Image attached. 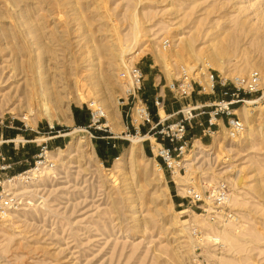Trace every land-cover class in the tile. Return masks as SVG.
Wrapping results in <instances>:
<instances>
[{"label": "rangeland", "instance_id": "1", "mask_svg": "<svg viewBox=\"0 0 264 264\" xmlns=\"http://www.w3.org/2000/svg\"><path fill=\"white\" fill-rule=\"evenodd\" d=\"M205 60L262 74L256 103L238 107L244 133L196 141L177 176L147 142L127 140L104 164L88 103L120 131L126 66L142 67L149 89L156 73L171 80ZM46 140L56 166L16 185L32 203L0 217V264H264V0H0V164L17 174ZM222 180L235 219L214 224L184 188ZM193 228L208 236L198 250Z\"/></svg>", "mask_w": 264, "mask_h": 264}, {"label": "built area", "instance_id": "2", "mask_svg": "<svg viewBox=\"0 0 264 264\" xmlns=\"http://www.w3.org/2000/svg\"><path fill=\"white\" fill-rule=\"evenodd\" d=\"M171 44L169 38L164 39L162 49L169 50ZM120 79L124 87L122 95L118 97V104L125 108L130 130L124 134V137L131 140L132 137L145 136L142 142H147L154 157L161 160L159 163L161 169L170 171L174 176L177 167L179 173L182 170L184 157L191 148H194L196 140L202 142L208 137L213 139L222 126L227 129L231 140L237 139L244 133L245 124L237 109L247 103L249 96L260 91L263 77L258 70L226 76L219 73L209 60H205L193 69L181 65L173 73L168 84V89L174 99L178 102L189 101L194 94H198L211 96L213 100L184 103L177 112L180 118L176 120H171L173 115L163 116L161 114L162 110L165 112L163 96H156L154 99L158 120L155 119L149 102L141 95L144 89L145 74L138 64L125 68L120 74ZM88 112L90 122L85 130L90 132L94 138H98L94 133H104L103 138L108 144L116 147L113 140L118 137H115L108 123L105 107L99 101L91 100L88 103ZM220 123H222L221 127ZM143 127H148L145 133L142 132ZM197 127L202 128L203 138L196 137L194 134L190 136L191 129ZM33 159L30 167L11 176L8 171L13 169V164L6 162V157L2 158L3 163L0 164L1 218H7L32 203L28 196L16 191V185H28L41 171L52 170L56 166L47 140L41 145ZM231 196V187L225 180L211 185L205 191L192 185L184 188V197L196 204L201 214L214 224H224L235 219V214L230 209ZM206 235L198 228L192 229L196 250L201 249L203 242L208 238ZM215 237H211L212 242L218 245L219 240ZM200 264L215 263L212 260H203Z\"/></svg>", "mask_w": 264, "mask_h": 264}, {"label": "crops", "instance_id": "3", "mask_svg": "<svg viewBox=\"0 0 264 264\" xmlns=\"http://www.w3.org/2000/svg\"><path fill=\"white\" fill-rule=\"evenodd\" d=\"M142 68V67H141ZM143 70V68H142ZM145 74V80H146V72L143 70ZM145 80H144V89L141 93L142 97L149 102V105L151 107L152 113L155 117L156 120H158V116L156 113V108L154 107V99L156 96H163L165 99V114L167 116L173 115L171 120H176L180 118V114H177V112L181 109L182 105L186 102L192 101V102H207V101H212L213 97L207 96V95H198L194 94L192 98L189 101H182L178 102L174 99L172 93L168 89V84L170 80L167 77H163L160 74H155L154 76V82L152 85H149V89L147 85H145ZM89 112H88V121L84 125L86 127L89 124ZM220 123V127H221ZM224 124V123H223ZM120 131H114L112 128V132L115 134V137L117 136L118 138L116 140H113V142L116 143V147H113L112 145L108 144L107 140L103 138L104 133L102 132H96L98 139L100 140L99 142L101 143V146L103 147V158H101L102 162L105 163H110L114 160H117L120 155H122L125 145L128 143L127 140L124 136L126 132H129V122L127 119H125L124 116L119 120V125H118ZM148 130V127H143L142 132L145 133ZM197 134H194L196 137L203 138L202 134V128L197 127L196 129ZM199 133V134H198ZM144 144V142H142ZM147 151L149 154H151V149L147 148ZM36 154V153H35ZM35 154L32 156V158L35 156ZM24 170V168H20V172Z\"/></svg>", "mask_w": 264, "mask_h": 264}, {"label": "bare ground", "instance_id": "4", "mask_svg": "<svg viewBox=\"0 0 264 264\" xmlns=\"http://www.w3.org/2000/svg\"><path fill=\"white\" fill-rule=\"evenodd\" d=\"M171 40V39H170ZM172 43V42H171ZM171 46H172V44H171ZM139 54V53H138ZM131 66H129V67H127L126 66V68H130ZM191 69H193V67H191ZM262 84H263V81H262ZM262 84H261V87H262ZM256 101L257 100H254V99H252V100H248L247 101V104L248 105H251V104H254V103H256ZM241 107H243V106H241ZM240 107V108H241ZM238 110H239V108L237 109V112H238ZM161 114L164 116L165 115V112L162 110L161 111ZM108 117L107 118H110V116H109V114L107 115ZM144 138H145V136H136V137H132L131 138V140H132V142H133V145H139L140 144V142L142 143V141L144 140ZM196 141H199V140H196ZM195 141V142H196ZM161 168V167H160ZM179 168L177 167L176 168V172H175V176H177L178 174H179ZM231 202H232V196H231ZM231 221H229V222H227V223H230ZM213 223V222H212ZM226 223V224H227ZM216 238V240H221V238L220 237H218V236H216L215 237Z\"/></svg>", "mask_w": 264, "mask_h": 264}]
</instances>
